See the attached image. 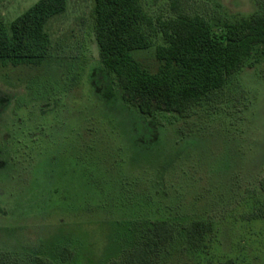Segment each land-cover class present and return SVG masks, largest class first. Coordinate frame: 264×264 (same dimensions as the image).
Segmentation results:
<instances>
[{
	"label": "rangeland",
	"instance_id": "rangeland-1",
	"mask_svg": "<svg viewBox=\"0 0 264 264\" xmlns=\"http://www.w3.org/2000/svg\"><path fill=\"white\" fill-rule=\"evenodd\" d=\"M38 0H0V26ZM153 18L201 14L212 26L264 12V0H140ZM95 1L50 18L44 59L0 62V255L5 264H109L163 219L174 240L156 264H264V58L183 118L147 117L103 67ZM150 47L132 50L149 71ZM211 225L190 249L184 227ZM66 253L62 254V252Z\"/></svg>",
	"mask_w": 264,
	"mask_h": 264
},
{
	"label": "trees",
	"instance_id": "trees-1",
	"mask_svg": "<svg viewBox=\"0 0 264 264\" xmlns=\"http://www.w3.org/2000/svg\"><path fill=\"white\" fill-rule=\"evenodd\" d=\"M94 1L100 61L120 88L123 100L147 117L164 113L180 118L191 115L243 67L254 47H260L264 58V12L233 14L220 26H212L197 13L153 18L140 0ZM65 8L66 0H38L12 20L9 28L0 26V62L18 66L44 59L49 47L46 23ZM155 37L161 43L155 46L158 67L152 72L131 52L150 47ZM260 187L264 190V177ZM210 229L211 225L202 220L186 224L187 246L193 250L203 248ZM174 238L173 224L155 220L146 241L109 264H156L159 253ZM0 264H5L1 255ZM37 264L53 263L39 258Z\"/></svg>",
	"mask_w": 264,
	"mask_h": 264
}]
</instances>
